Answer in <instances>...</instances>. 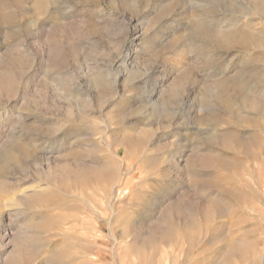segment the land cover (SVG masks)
I'll list each match as a JSON object with an SVG mask.
<instances>
[{
  "label": "rangeland",
  "instance_id": "374dc122",
  "mask_svg": "<svg viewBox=\"0 0 264 264\" xmlns=\"http://www.w3.org/2000/svg\"><path fill=\"white\" fill-rule=\"evenodd\" d=\"M254 10L255 0H0V158L12 149L19 163L0 180L9 187L0 203L11 204L0 210V264H262L264 13ZM224 32L236 41L219 42ZM241 34L248 35L242 42ZM100 75L111 85L104 93L95 85ZM151 75L163 107L193 105L188 129L177 121L137 123L141 89L151 87L141 82ZM241 81L246 100L235 91ZM214 87L236 102L219 110ZM212 110L221 112L223 147L206 142L209 128L197 124ZM143 129L153 132L142 146L120 144ZM16 143L26 144L29 156ZM204 154L235 167L194 163L188 173L189 161ZM66 161L77 170L61 174ZM99 167L113 177L105 181ZM206 180L232 188L237 200L206 186L210 197L228 200L230 218L198 215L193 233L174 222V243L131 253L134 237L171 203L186 205L187 195L202 202ZM34 194L46 199L17 203ZM231 241L248 243V253L223 260ZM19 249L23 256L12 261ZM59 249L65 255L54 258Z\"/></svg>",
  "mask_w": 264,
  "mask_h": 264
},
{
  "label": "bare ground",
  "instance_id": "6f19581e",
  "mask_svg": "<svg viewBox=\"0 0 264 264\" xmlns=\"http://www.w3.org/2000/svg\"><path fill=\"white\" fill-rule=\"evenodd\" d=\"M262 5H263V0H255V10L254 11H257L260 14L264 13V9H263ZM244 17H245V15H244ZM208 31L210 32V30H208ZM240 33H244V32H240ZM246 37H248L247 34H241V37H239L240 38L239 40H241V42H242V40H245ZM235 41H236V38L234 36H232L229 32H226V33L224 32L221 39L219 40V42H221L224 45L225 44L230 45ZM125 60L126 59H123L121 64L126 62ZM252 75H253V73H252ZM128 78L131 79L132 75L130 74ZM153 80H154L153 75L149 76L148 78L142 79L141 83L143 85H146V86L151 85V87H148V88L146 87V89H141L142 87L140 88L141 91H143L141 94L142 95V98H141V104L142 105L140 107H138L137 109H135V111H134V115H136V117H137V123L139 125H144L145 128H149V127H152L156 124H159V123H161V121L167 122L169 125H172L173 123H175V121H177V122H179V125L186 127L187 129L190 126H192L193 125L192 114L194 111L192 109L193 105L191 103H188L185 100H182L181 102L178 103V106L176 108L174 107V109L173 108L167 109L166 105H165L166 107L164 106L165 107L164 108L163 107L164 104L159 103V97L163 93V91L161 90L160 83L154 82L153 84H150V81L152 82ZM162 81H163V79H162ZM95 85L99 89L102 90V93H104L108 89V87L109 88L111 87V85H110V83H108L105 75H100L98 77V79L95 81ZM214 88H215V94L216 95H215V98L213 100H211V102H213L215 104V106H219V107H217L218 109L220 107H222L223 109H228V108H230V106L234 102H236V99L234 97H232L231 95L225 94L226 90L222 89V91H219L217 89L218 87H214ZM216 89L218 91H216ZM235 91L239 94V96L241 98L246 100L247 94H248V84L245 81H241V82L237 83L235 85ZM175 92L176 91L172 92V95H171L172 98H174V94H176ZM103 98H104V96H103ZM171 99H169V100H171ZM169 100H167V101L169 102ZM75 101H77V100H75ZM81 102H82V100H81ZM207 102H209V101H207ZM219 110H212L208 114V116L198 119L197 124L202 125V126H206L209 128L208 129V135L206 136V142H208L210 144H215V146L217 145L218 147H220V146L223 147L224 136L218 135L216 133V127H218L219 123H220V113L221 112ZM180 121H182V122H180ZM119 125H122V123H119ZM71 126H73V125H71ZM108 130H109V125L108 126L106 125L105 130H104V134L107 135V137L105 136L106 138H108V134H107ZM152 132H153L152 130L143 129L142 135L140 137H138V138H126L125 137L126 139H124L120 144L125 146V147H130L131 149L130 148L129 149L133 151V148H137V147L142 146L145 143V141L147 140L148 136H150V133H152ZM104 140H106V139H104ZM14 146H16V148L21 152V154L25 155L26 157L29 156V153H28L29 149H28L26 144L16 143V144H14ZM112 154L116 159H119L120 162L123 163V161L119 158V155H117V153L112 152ZM205 154L204 155H196V156H194V158L192 160L189 161L188 168H187L188 173L192 172V169L194 167L193 166L194 163H200V164H202V166L204 164L208 167H218L219 169H222L224 171H228L231 168L234 169V167H235L231 163L224 161L221 158H214V156L212 157L211 154L210 155H205ZM245 155L248 157H252V153H250V149L247 151V153ZM12 164L17 165V166L19 165L17 154H15V152L12 149H10L4 153L2 158H0V180L1 179L3 180L4 177L6 175H8V172H9ZM74 170H77V168L74 169L72 164H70L69 161H66L65 164L62 163V167H61L60 171H61V174L65 175L67 173H73ZM90 170H93V169L91 168ZM94 170L103 171V173H104L103 178L105 181H109L113 177L114 172H115L114 170H112L110 168H109V170H107L106 168H103V167H99V168L94 169ZM125 175L126 174H124V173L123 174L120 173L119 179L117 181L118 185L121 182H124ZM100 179H102V178H100ZM100 179H98V180H100ZM206 186H210L211 188H214L218 192L222 193V195H229V196L234 197L233 198L234 200H237V198H235V195L233 194L232 188H229V187L223 188L222 185H220L219 183H217L214 180H206L204 184H202V182H201L200 186H199L201 189H200V191H198L199 193H198L197 197L199 198L200 201L203 202V204H202V202L197 201L198 199L194 201L193 198H191L188 195L185 197V202L186 201L188 202L186 205H184V203H176V204L171 203L172 205L170 204L169 208L162 214L161 218L155 223V225L149 231L144 233L142 235V237H138V236L134 237L132 246L130 247L131 253L137 254V255H142L145 251L152 249L158 241L173 242L174 243L176 241L175 240L176 238H175V233H174V227H173L174 222H176V224H179V225H180V223L184 222V225H183L184 227L183 226L182 227L185 229V231H187L189 233H193L194 230L196 229V221H195L196 219H194V217H196L198 215L201 216L203 218V220H205V221L211 215L217 217L218 219L230 218L233 214V209H232V207L228 206L225 203L228 200L224 201V199L222 197H216V196L210 197L206 193ZM8 188H9L8 185H5V184L0 185V197L2 195L7 194V192L9 193ZM195 191H197V189ZM192 192H193V190H192ZM45 199H46L45 195L34 194L33 196H28V197H25L24 199L18 200L17 203L29 207L33 202L35 203L37 201L39 202V201H43ZM11 203H13V202L11 201ZM9 204L4 205L3 203H0V210L4 209L5 207L11 206V204L10 205ZM113 209H114V207L111 206L112 211H113ZM31 222H32L31 225L36 226L40 229H42V228H44V226H46L42 222H39V223L35 222L34 224H33V221H31ZM138 226L139 225H136V229L138 228ZM139 227L141 228L142 225ZM226 227L227 226H225L224 228H226ZM220 237L228 238L227 236H225L224 232L222 233V235ZM232 240H233V238H232ZM249 248H250V245L248 243H246L245 241H238V242L237 241H231L223 249V260L228 259L230 257L242 258L248 253ZM34 254H35V250H32V252L30 254L28 253V258L30 256H33ZM64 255H65V250L59 249V250H56L54 252L53 257L54 258H61ZM22 256H23V251L21 249H19L15 253V255L12 256V261H14V260H16ZM262 264H264L263 258H262Z\"/></svg>",
  "mask_w": 264,
  "mask_h": 264
}]
</instances>
